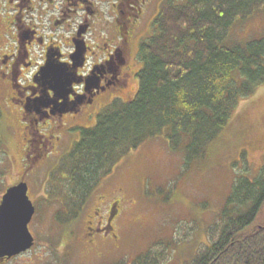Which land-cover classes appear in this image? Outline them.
Listing matches in <instances>:
<instances>
[{
  "label": "trees",
  "instance_id": "obj_1",
  "mask_svg": "<svg viewBox=\"0 0 264 264\" xmlns=\"http://www.w3.org/2000/svg\"><path fill=\"white\" fill-rule=\"evenodd\" d=\"M260 12L264 0L162 2L138 49L132 96L114 97L95 125L80 127L50 174L44 197L59 206V221L76 219L121 159L147 139L162 137L170 150L183 152L186 170L205 157L241 98L264 83V31L231 39L238 23ZM1 161L4 179L10 166ZM235 180L219 221L208 228L209 246L190 264H264V165L255 178ZM170 246L158 243L113 264H163Z\"/></svg>",
  "mask_w": 264,
  "mask_h": 264
},
{
  "label": "rangeland",
  "instance_id": "obj_2",
  "mask_svg": "<svg viewBox=\"0 0 264 264\" xmlns=\"http://www.w3.org/2000/svg\"><path fill=\"white\" fill-rule=\"evenodd\" d=\"M163 1L156 0V8L137 33L122 94L106 92L89 105L90 111L76 114L69 131L73 141L80 137V127L96 124L101 112L98 111L114 97L128 99L132 96L138 84L135 75L140 67L136 58L138 49L141 40L150 35ZM4 5L2 2L1 10L5 9ZM263 31L264 12H260L238 23L231 39L248 40ZM67 37V34L60 37L63 46ZM66 47L68 50L69 46ZM0 114V151L9 152L10 166L2 176L4 179L0 177V192L2 194L4 187L23 174L32 181L31 194L38 205L29 225L37 239L35 246L6 264H113L121 258L132 260L158 243L171 245L164 264H190L209 246V227L219 221L235 179L238 176L255 178L264 165L263 83L251 95L241 98L227 126L209 145L205 157L195 161L189 169L185 167L184 153L170 150L162 137L147 139L125 155L109 175L111 185L117 182L116 185L123 187V210L115 222L117 237L106 239L90 252L83 239L86 210L69 224L56 219L55 211L59 206L46 202L42 183L53 163L47 162L34 176L24 172L25 146L18 144L20 133L12 128L10 109L1 99ZM70 141L71 136H63L62 151L72 146ZM3 157L1 152L0 176L1 160H7ZM261 220L258 217V223Z\"/></svg>",
  "mask_w": 264,
  "mask_h": 264
},
{
  "label": "flooded vegetation",
  "instance_id": "obj_3",
  "mask_svg": "<svg viewBox=\"0 0 264 264\" xmlns=\"http://www.w3.org/2000/svg\"><path fill=\"white\" fill-rule=\"evenodd\" d=\"M2 2L0 99L10 109L12 128L20 133L18 144L25 146L24 172L34 176L47 162L53 163L42 179L46 190L56 162L69 151L61 149L63 136H71L70 144L73 142L69 133L72 119L90 111L89 105L97 96L109 91L122 94L134 41L156 8V0H0V8ZM64 34L68 37L63 46L60 37ZM76 41L83 51L78 61L85 58L79 67L73 66L71 58ZM59 49L61 59L57 57ZM48 55L67 63L76 80H84L73 83L66 100L58 97L52 83L40 77ZM111 178L101 182L84 209L83 239L90 252L106 239L117 237L115 222L123 210V187L117 182L111 185ZM22 181L28 183L32 198V181L23 174L7 185L4 193ZM15 258H5L0 264Z\"/></svg>",
  "mask_w": 264,
  "mask_h": 264
},
{
  "label": "water",
  "instance_id": "obj_4",
  "mask_svg": "<svg viewBox=\"0 0 264 264\" xmlns=\"http://www.w3.org/2000/svg\"><path fill=\"white\" fill-rule=\"evenodd\" d=\"M76 51L71 55L73 66L79 67L85 62L78 61L83 56V51L76 41ZM42 80L53 84V89L58 97L66 100L72 92L73 83L80 84L83 79L76 80L74 72L67 63L56 62L48 55L46 64L40 69ZM87 82V80H86ZM27 182H20L10 187L0 205V261L26 252L34 245V236L29 229V224L35 214V206L28 195Z\"/></svg>",
  "mask_w": 264,
  "mask_h": 264
}]
</instances>
